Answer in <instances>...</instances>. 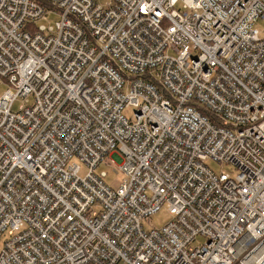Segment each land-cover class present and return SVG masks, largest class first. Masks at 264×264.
<instances>
[{
  "label": "built area",
  "instance_id": "built-area-1",
  "mask_svg": "<svg viewBox=\"0 0 264 264\" xmlns=\"http://www.w3.org/2000/svg\"><path fill=\"white\" fill-rule=\"evenodd\" d=\"M258 21L264 0H0V264H264Z\"/></svg>",
  "mask_w": 264,
  "mask_h": 264
},
{
  "label": "rangeland",
  "instance_id": "rangeland-1",
  "mask_svg": "<svg viewBox=\"0 0 264 264\" xmlns=\"http://www.w3.org/2000/svg\"><path fill=\"white\" fill-rule=\"evenodd\" d=\"M109 0H100V3L103 5H106ZM48 18L51 21H54L57 19V15L53 12H49ZM41 24H47L46 21H40L38 22V25ZM261 34V36H264V23L262 21H258L255 23L254 26ZM9 89V85L5 82L2 81L0 84V95H3L7 90ZM25 105V102L23 99L18 98L14 103H13V111L18 112L20 109H22ZM123 114L129 118L132 119L134 118V111L132 108H125L123 110ZM75 162L80 165L81 170H80V177L83 178L86 176L88 173V168L86 165L83 163H80L78 160H75ZM208 165L217 173H219L221 170H224L226 173L229 175L234 176V172L230 169V167H222L219 164H216L215 162L211 161L208 162ZM100 172H106L107 177L104 179L106 184L111 186L114 189H118L120 185L123 183L125 179V175L119 171L118 163L113 162L110 158L107 159L105 164H102L98 169H97V174ZM173 218L172 214L168 211L166 206H163L157 213H155L151 218L150 221L146 223V228L147 229H152V228H162L163 226L167 225L171 219ZM199 242H201V238L199 239ZM2 244H0L1 246Z\"/></svg>",
  "mask_w": 264,
  "mask_h": 264
}]
</instances>
